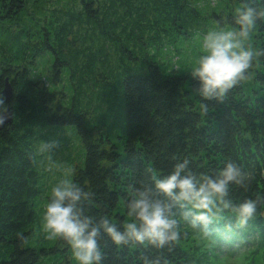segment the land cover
<instances>
[{"label":"trees","instance_id":"16d2710c","mask_svg":"<svg viewBox=\"0 0 264 264\" xmlns=\"http://www.w3.org/2000/svg\"><path fill=\"white\" fill-rule=\"evenodd\" d=\"M60 1L0 0V99L6 79L12 90L11 123L0 131V264H38L52 251L31 244L41 179L50 172L41 147H65L69 134L80 145L71 179L92 193L85 214L118 227L131 222L133 187L151 185L185 159L197 173H214L226 160L251 171L247 192L231 190L234 201L264 194V23L242 41L254 52L247 78L217 101L200 97L176 64L160 68L151 50L202 40L210 19L233 29L236 9L207 10L195 0ZM41 56L67 92L36 75ZM5 109L4 102L0 115ZM173 211L179 238L171 250L116 247L102 234L103 264L157 255L165 264H224L245 253L264 263V204L244 229L224 214L207 232Z\"/></svg>","mask_w":264,"mask_h":264},{"label":"clouds","instance_id":"9594fccd","mask_svg":"<svg viewBox=\"0 0 264 264\" xmlns=\"http://www.w3.org/2000/svg\"><path fill=\"white\" fill-rule=\"evenodd\" d=\"M258 22L264 23V0H246L236 8L231 30L219 28L203 36L202 53L190 68L197 82V94L220 101L238 82L247 78L254 52L242 41L249 37ZM4 101L0 99V108ZM0 123H3L0 120ZM56 142L42 143L41 150L53 152ZM187 159L178 161L162 178L151 185L138 182L127 201L131 222L118 227L107 218L86 215L82 205L92 193L72 179H61L52 185L43 208V230L50 240H61L68 247L75 264H103L100 237L103 234L116 247L149 245L168 249L179 238V224L174 209L182 210L191 228L207 232L208 226L226 214L233 226L244 229L264 204V194L234 201L233 189L248 191L253 181L251 171L237 162L226 160L214 173H197ZM229 229V225H225ZM141 264H165L164 257L142 258Z\"/></svg>","mask_w":264,"mask_h":264},{"label":"rangeland","instance_id":"374dc122","mask_svg":"<svg viewBox=\"0 0 264 264\" xmlns=\"http://www.w3.org/2000/svg\"><path fill=\"white\" fill-rule=\"evenodd\" d=\"M67 1V0H66ZM199 7L209 5L210 8H218L227 10H235L238 3V0H195ZM29 2H34L37 4V0H29ZM65 2L62 0L59 4ZM223 28L225 30H231L232 28L227 24H220L216 19L207 20V32L211 30H217ZM245 45V42H242ZM202 40L200 35H196L193 38L186 39V41H181L174 43L171 47L162 49V50H151L152 58L158 63L162 69H171L173 64H176L183 72H190V68L193 65L195 59L202 53ZM245 47H247L245 45ZM44 56H41L36 61V75L41 79H46L45 83L47 85H52L58 90L68 91V88L63 80L53 81L49 76L48 64L44 63ZM170 64V66H169ZM250 81L246 80L245 83ZM65 86V87H64ZM244 94L252 95L251 89L248 87L245 88ZM67 130V129H64ZM70 131V130H69ZM71 132V131H70ZM68 138L65 141V147L63 144L57 147L51 153H46L44 158H49L47 163V171H50L42 176L40 183V194L38 200V213L37 217V227L33 232V237L31 238V244L38 246V248L50 249L46 257L40 258L38 264H75L72 259L71 253L68 247L65 248V245L61 240H50L47 238V234L43 230V208L48 198V193L53 184L58 182L61 179H71L73 172L77 164L79 163L77 155L79 153L80 145L77 140L72 135H67ZM61 148V149H60ZM55 247V248H54ZM68 249V250H67ZM65 255V260L64 257ZM247 253L239 256L235 259L227 258L224 261V264H264L260 254L254 256H249L246 258Z\"/></svg>","mask_w":264,"mask_h":264},{"label":"water","instance_id":"95a60500","mask_svg":"<svg viewBox=\"0 0 264 264\" xmlns=\"http://www.w3.org/2000/svg\"><path fill=\"white\" fill-rule=\"evenodd\" d=\"M1 95L4 98V102L6 105L5 111L0 115V120L3 121V123H0V131L6 127L9 126L11 123V112L9 109L10 100L12 98V90L11 87L7 81V79L4 81L3 89L1 91ZM261 219L264 220V212L261 213Z\"/></svg>","mask_w":264,"mask_h":264}]
</instances>
